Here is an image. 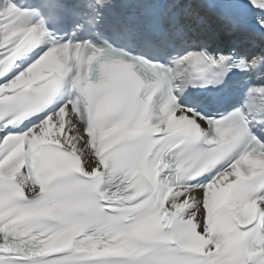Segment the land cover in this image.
Returning a JSON list of instances; mask_svg holds the SVG:
<instances>
[{"label":"snow or ice","instance_id":"6c2138e0","mask_svg":"<svg viewBox=\"0 0 264 264\" xmlns=\"http://www.w3.org/2000/svg\"><path fill=\"white\" fill-rule=\"evenodd\" d=\"M10 5L4 11L20 24L28 10ZM34 7L33 15L61 18L60 0ZM245 9L244 30L264 40V0H247ZM21 26L35 35L6 43L0 30V264H264V83L250 84L217 118L175 92L158 104L150 88L102 76L98 65L82 76L42 23ZM134 38L126 29L105 43L120 55L105 52L157 63L146 54L153 45L138 52ZM250 54L264 59V44ZM22 59L32 62L8 79ZM171 60L207 84L231 70V57L205 50ZM248 62L234 67L253 71ZM214 68L222 71L207 78ZM170 113L197 130L173 124ZM25 121L31 126L17 130ZM49 232L70 246L43 255L39 236ZM89 247L99 253L84 257Z\"/></svg>","mask_w":264,"mask_h":264}]
</instances>
